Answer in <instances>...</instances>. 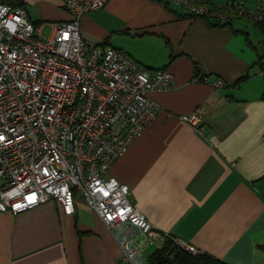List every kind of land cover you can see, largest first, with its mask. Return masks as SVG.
<instances>
[{
  "label": "crops",
  "instance_id": "1",
  "mask_svg": "<svg viewBox=\"0 0 264 264\" xmlns=\"http://www.w3.org/2000/svg\"><path fill=\"white\" fill-rule=\"evenodd\" d=\"M4 1L22 4L40 33L70 18L61 0ZM165 1L107 0L80 18L87 41L172 74L168 89L148 93L156 115L107 176L128 185V200L160 232L229 264H264V52L232 19L212 25ZM198 108L202 131L181 119ZM120 256L79 194L72 214L55 199L0 211V264H119Z\"/></svg>",
  "mask_w": 264,
  "mask_h": 264
},
{
  "label": "built area",
  "instance_id": "2",
  "mask_svg": "<svg viewBox=\"0 0 264 264\" xmlns=\"http://www.w3.org/2000/svg\"><path fill=\"white\" fill-rule=\"evenodd\" d=\"M61 1L70 18L52 22L47 35L23 6L0 1V211L16 214L55 199L72 214L79 194L116 239L119 264H149L146 251L160 248L167 236L198 252L157 230L128 200V185L107 176L155 117L158 105L148 93L168 89L171 72L149 71L111 44L84 39L81 16L107 0ZM168 1L210 21H264V0L253 6L243 0ZM181 119L202 131L199 108Z\"/></svg>",
  "mask_w": 264,
  "mask_h": 264
},
{
  "label": "trees",
  "instance_id": "3",
  "mask_svg": "<svg viewBox=\"0 0 264 264\" xmlns=\"http://www.w3.org/2000/svg\"><path fill=\"white\" fill-rule=\"evenodd\" d=\"M165 3L167 4L169 3V1L166 0ZM13 5L22 6V4ZM207 21L212 25H224L231 23V20L225 22H216L207 19ZM254 24L259 26L262 32L264 33V21L261 23ZM259 57V65L261 68H263L264 54L260 55ZM147 261L149 264H229L220 261L205 252L192 253L186 250L185 248L176 245V243H174L173 240L168 236L164 238L163 245L160 248H154L148 252Z\"/></svg>",
  "mask_w": 264,
  "mask_h": 264
},
{
  "label": "rangeland",
  "instance_id": "4",
  "mask_svg": "<svg viewBox=\"0 0 264 264\" xmlns=\"http://www.w3.org/2000/svg\"><path fill=\"white\" fill-rule=\"evenodd\" d=\"M226 1L227 0H220L219 4L224 5L226 3ZM243 1L246 5L253 6L255 0H243ZM170 3L172 5H176L173 2H170ZM176 6H178V5H176ZM178 7H180V6H178ZM232 20H233V26L235 27V29L243 30L244 33L245 32L248 33L249 39L252 40L256 44V46L258 47V50L261 53L264 52V33L262 32L260 27L255 25L251 21H248L242 17H233ZM48 32H49L48 28H46V27L41 31L42 35H47ZM244 33L239 32L237 35H239V37H242L243 39H245ZM176 245L180 246L179 244H176ZM149 251H151V249H148V251H146V252H149Z\"/></svg>",
  "mask_w": 264,
  "mask_h": 264
}]
</instances>
